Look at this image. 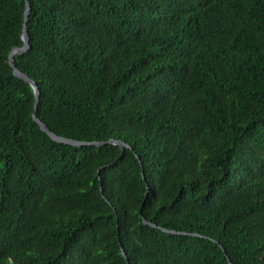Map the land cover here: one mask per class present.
<instances>
[{
	"label": "trees",
	"instance_id": "1",
	"mask_svg": "<svg viewBox=\"0 0 264 264\" xmlns=\"http://www.w3.org/2000/svg\"><path fill=\"white\" fill-rule=\"evenodd\" d=\"M28 1L129 147L0 0V264H264V0Z\"/></svg>",
	"mask_w": 264,
	"mask_h": 264
},
{
	"label": "water",
	"instance_id": "2",
	"mask_svg": "<svg viewBox=\"0 0 264 264\" xmlns=\"http://www.w3.org/2000/svg\"><path fill=\"white\" fill-rule=\"evenodd\" d=\"M25 1V8H24V19H23V26H22V34H21V38L23 41V44L21 46L18 47H14L11 49V51L9 52L8 55V62L12 67V71L13 74L19 78H21L22 80L26 81L27 83H29L33 89V93H34V111L32 113V117L34 119V121H36L40 127L41 130H43L52 140L60 142V143H65V144H70V145H74V146H83V145H104L106 143H112L115 145L120 146V148L123 150L125 147H129L125 142L121 141V140H117V139H109L107 141H81V140H76V139H71L68 137H63L60 135L55 134L54 132L50 131L49 128L47 127V125L42 122L35 114L37 105H38V101H39V96H40V92L38 89V86L36 84V82L34 80H32L26 73H23L22 71H20L14 64V55L15 54H22L25 51L28 50L29 48V35H28V31H27V20H28V15H29V10H30V4L28 0H24ZM142 172V177L144 179L143 176V171ZM148 188V187H147ZM143 222L150 224L152 226H156L155 224L149 222L148 220H146L145 218H143ZM163 231L166 232H171V233H186V232H179V231H175V230H169V229H165L160 227ZM194 235H199L197 233H193ZM121 252L124 255V257L127 260V255L125 253V251L123 250V248L121 247ZM227 261L228 264H232V262L230 261V259L227 257ZM128 262V260H127Z\"/></svg>",
	"mask_w": 264,
	"mask_h": 264
}]
</instances>
